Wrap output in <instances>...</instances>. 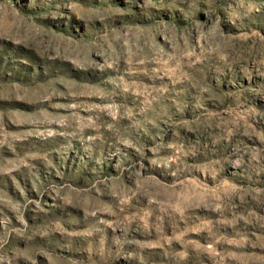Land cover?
Segmentation results:
<instances>
[{"label":"rangeland","instance_id":"374dc122","mask_svg":"<svg viewBox=\"0 0 264 264\" xmlns=\"http://www.w3.org/2000/svg\"><path fill=\"white\" fill-rule=\"evenodd\" d=\"M0 264H264V0H0Z\"/></svg>","mask_w":264,"mask_h":264}]
</instances>
